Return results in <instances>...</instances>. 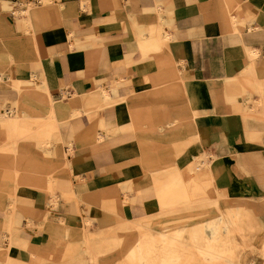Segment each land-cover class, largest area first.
<instances>
[{
	"label": "crops",
	"instance_id": "1",
	"mask_svg": "<svg viewBox=\"0 0 264 264\" xmlns=\"http://www.w3.org/2000/svg\"><path fill=\"white\" fill-rule=\"evenodd\" d=\"M23 1L0 0V31H10L14 43L18 38L26 55L14 66L19 85L41 90L47 83L49 93L41 92V102L28 99L26 111L41 123L53 111L62 137L49 151L37 150L39 155L22 147L29 162L24 168L41 163V188L21 185L16 192L18 207L29 210L34 224L60 225L69 233L64 239L77 243L87 218L97 228L101 220L116 221L104 210L113 202V213L126 205L130 219L145 210L156 213L153 173L146 169H190L188 177L197 181L191 161L203 152L215 161L224 205L238 202L264 218V98L258 90L259 84L264 89V0H48L49 7L29 10L30 35L20 17L3 10V2L17 10ZM232 17L243 25L234 29ZM5 87L0 81V96L16 93L15 86ZM43 94L54 103L43 101ZM1 119L9 136L14 119ZM19 120L28 133L34 129ZM37 124L41 133L45 124ZM51 174L62 184L69 178L79 183L83 214L69 213L74 201L60 198L61 208L45 219ZM180 190L168 193L173 205L188 201L186 190L175 198ZM123 195L127 204L117 200ZM27 226L24 221L13 244L11 256L19 264L46 259L42 254L57 237Z\"/></svg>",
	"mask_w": 264,
	"mask_h": 264
},
{
	"label": "rangeland",
	"instance_id": "2",
	"mask_svg": "<svg viewBox=\"0 0 264 264\" xmlns=\"http://www.w3.org/2000/svg\"><path fill=\"white\" fill-rule=\"evenodd\" d=\"M40 1H42L41 4L29 2L28 0L23 1L17 10L13 9L15 4L3 2V10L8 16L15 14L20 17L23 26L27 25V34L30 35L32 21L29 19V10L31 8L38 10L39 8L49 7L48 0ZM232 25L236 29L243 23L232 17ZM30 38L35 43L36 52L39 53L36 35L32 34ZM168 38L166 37V39ZM17 43L19 44L20 40L17 38V42L14 43L11 40L10 31H0V81L9 86L3 89H13L14 86L17 88L14 95L0 96V156H3L1 153H10L14 157L10 160L0 159V246H4V248H0V264H19L11 254L13 253V244L18 237V231L24 229L22 228L24 221L28 222V229L33 230L35 226L41 230L45 228L57 236L54 242L51 243V247L42 254L46 259L41 258L39 261L34 258L31 264H96L98 258L99 262L97 264H170L171 262L174 264H264V218L243 208L238 202H234L229 207L224 205L225 196L215 186V161L210 159L208 152L193 156L194 158L191 161L192 168L197 172L199 183L195 180L192 182L188 177L190 169H168L164 171L152 167L146 169L153 173L154 184L152 188L160 208L156 213L149 214L150 211L145 210L142 217L130 219V216L124 214L126 205L121 207V214L113 213V210L116 209L113 202L114 204L112 203L109 207H104V210H108L113 214L116 221L111 223L106 219L101 220L99 221L100 228H97V225L93 223L94 219L87 218L81 229L77 231L82 237L80 242L77 243L64 239L65 236H69V233L66 232L67 229L60 225L51 224L46 227L45 224L41 226L34 224L32 217L27 214L29 210L25 213L20 206L18 207L16 192L21 185L41 188V163L38 164V159L32 160L34 163L28 168H24L23 165L29 164V162L22 159V147L25 145L27 149L34 152L38 150L41 154V148L49 151L62 137L60 123L56 120L53 111L50 115V121L41 123V117L38 118L37 115L29 114L25 109L24 103H27L28 99L41 102V92L49 93V90L47 87H41V90H39L32 85H19L15 80L14 66L17 61L26 57L24 50ZM250 55L255 57L257 54L250 53ZM6 73H10L8 79L5 77ZM36 83V85L40 84L38 80ZM258 90L264 98L263 86L259 84ZM64 96L66 97L67 94H64ZM42 98L43 101L50 103L44 94ZM262 102L263 100H261ZM1 114L5 116L3 117ZM1 117L7 120L19 117L22 123H29L34 129L28 133V130L18 127L20 126L18 123L20 120L17 118L14 121L12 120L17 125L11 126L10 134L6 136L1 124L4 120ZM38 120L40 126L45 124L40 129L41 133L45 134L43 137H41V133H36L39 129ZM55 122H57L55 132L53 135L48 136L45 129L48 128L50 123ZM49 137L50 143L46 144L38 141L39 138L47 140ZM60 144L63 145V142L61 141ZM71 153L72 147L69 144L68 150H65L64 154L67 168L71 163L67 157ZM39 154L35 153V155ZM177 161L176 164H179L180 160ZM70 171L72 173V169ZM202 173L203 178L210 177L213 182L209 184L203 182L200 179ZM193 176L195 175L193 174ZM77 177L81 178L80 176ZM46 179L48 185L44 193L50 198L49 208L45 211L46 220L50 219L51 212L61 208L60 198H64L67 203L74 201L70 204H73L77 212L79 210V213L83 214L80 205L82 201L86 200L80 195L81 193L77 194L79 193L77 190L78 182L74 185L72 178H69L70 180L66 184H62L57 174L48 175ZM77 180L80 182V179ZM179 188L187 192L188 201L185 206H179L177 203L173 205V200L168 195V193L172 194L173 191ZM120 197L122 196L117 198L119 202L128 203L127 195H123V200ZM115 202L117 201L115 200ZM6 203L8 204L6 205ZM237 206L241 209H238ZM170 208L173 210L171 209V211ZM66 210L69 213H77ZM230 217L236 220V225L229 224ZM161 234H165L164 239H162L163 235ZM173 242L175 243L173 244ZM136 243H139L136 253L130 258H126L127 251L133 248ZM203 249L213 250L220 256V259L210 261L203 257L201 254ZM164 255H167V257ZM191 258L194 260L192 261ZM204 258L207 260H204Z\"/></svg>",
	"mask_w": 264,
	"mask_h": 264
},
{
	"label": "bare ground",
	"instance_id": "3",
	"mask_svg": "<svg viewBox=\"0 0 264 264\" xmlns=\"http://www.w3.org/2000/svg\"><path fill=\"white\" fill-rule=\"evenodd\" d=\"M46 86H47V83H46ZM45 86V87H46ZM50 102V104L52 103H54V101H53V99L52 100H50L49 101ZM145 115V114H144ZM14 121V120H13ZM13 121H11V122H9L8 124H9V128L11 129V126H13V125H17L16 123H14ZM19 123V125H20V121L18 122ZM56 125H57V122H55V123H50L49 124V126H48V128H46L45 129V133L48 135V136H50V134L51 135H53L54 134V132H55V129H56ZM18 127H21V126H18ZM41 142L42 143H50L51 142V140H50V137L46 140L45 138H42L41 139ZM70 162V161H69ZM200 169V168H199ZM200 179L203 181V182H206V183H211V182H213V180H212V178H210V177H208V178H203V173L200 175ZM184 193H185V190L184 189H182V190H180L179 192H177L176 193V195H175V198H178V199H182V197L184 196ZM170 197V196H169ZM183 205L185 206V205H187V203H183ZM68 207L66 208V209H68L69 211H71V212H77L76 211V209L73 207V204H70V205H67ZM182 206V205H181ZM170 210H171V208H170ZM236 220L232 217H230V222H229V224L230 225H232V224H235L236 222H235ZM208 223V222H207ZM236 225V224H235ZM214 226V225H213ZM206 227V226H205ZM212 228V227H211ZM161 235H163V234H161ZM165 235V234H164ZM164 235L162 236V239H164L163 237H164ZM219 236V235H218ZM159 239H161V238H159ZM11 242V241H10ZM9 242V245L11 244ZM170 242V241H169ZM101 243V242H100ZM163 243V242H162ZM171 243H172V241H171ZM175 242H173V244H174ZM211 243V242H210ZM139 244V243H138ZM137 243L134 245V247L133 248H131L129 251H127V253H126V258H130L131 256H133L135 253H136V250H137V248H139ZM166 244H167V241H166ZM166 244H164V245H166ZM169 244V243H168ZM8 245V246H9ZM142 245V244H141ZM89 246V245H88ZM212 246V245H211ZM142 247V246H141ZM156 247V246H155ZM217 247V246H216ZM201 253V252H200ZM202 255H203V257H206L207 259H209L210 261H212V260H219L220 259V256H218L217 255V253H215L213 250H210V249H203V252L201 253ZM95 255V254H94ZM200 255V254H199ZM136 256V255H135ZM158 256V255H157ZM165 256V255H164ZM190 256V255H189ZM165 257H167V255L165 256ZM178 257V256H177ZM183 257V256H182ZM190 257H192V256H190ZM190 257H189V259H190ZM136 258V257H135ZM144 258V257H143ZM142 258V259H143ZM169 258H172V257H169ZM175 258V257H174ZM174 258H172V259H174ZM206 258H204V260L206 259ZM133 259V258H132ZM131 259V260H132ZM141 259V260H142ZM159 259H160V257H159ZM171 259V260H172ZM182 259V258H181ZM194 259H195V257H194ZM193 259V260H194ZM206 259V260H207ZM128 260H130V259H128ZM155 260H156V258H155ZM165 260V259H164ZM170 260V261H171ZM191 260H192V258H191ZM190 260V261H191ZM192 260V261H193ZM143 261V260H142ZM146 261V260H145ZM166 261V260H165ZM188 261V260H187ZM186 261V262H187ZM230 261V260H229ZM99 262V258L96 260V264ZM140 262V261H139ZM180 262H181V260H180ZM183 262V261H182ZM152 263V262H151ZM166 263V262H165ZM172 263V262H171ZM170 263V264H171ZM176 263V262H175ZM140 264V263H139ZM162 264H164V263H162ZM172 264H174V263H172ZM185 264V263H184ZM224 264V263H223Z\"/></svg>",
	"mask_w": 264,
	"mask_h": 264
},
{
	"label": "built area",
	"instance_id": "4",
	"mask_svg": "<svg viewBox=\"0 0 264 264\" xmlns=\"http://www.w3.org/2000/svg\"><path fill=\"white\" fill-rule=\"evenodd\" d=\"M37 3H41V1L40 0H37Z\"/></svg>",
	"mask_w": 264,
	"mask_h": 264
}]
</instances>
